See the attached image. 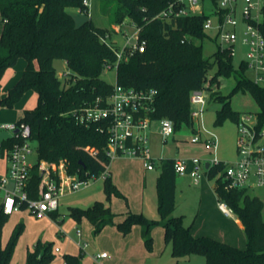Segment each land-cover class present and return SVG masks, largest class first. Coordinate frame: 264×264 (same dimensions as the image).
Instances as JSON below:
<instances>
[{
	"label": "trees",
	"instance_id": "trees-1",
	"mask_svg": "<svg viewBox=\"0 0 264 264\" xmlns=\"http://www.w3.org/2000/svg\"><path fill=\"white\" fill-rule=\"evenodd\" d=\"M116 1L112 24H131L139 29V40L145 42L144 51H126L116 67V82L137 89H155L152 117L170 118L175 131L182 126L191 127L190 97L193 90L204 88L210 69L216 66L211 84L220 75L234 76L235 85L229 93L212 90L209 102H219L215 124L226 119L236 123L243 114L232 108L233 95L242 90L250 91L258 104L257 127L264 129V85L256 84L247 74L242 61L239 69L233 66V57L226 51H216L212 58L203 55L202 44L208 37L203 28L205 14L187 16L159 15L176 0H108ZM70 7L88 12L84 0H0V16L3 21L0 33V87L8 68H13L23 58L26 62L22 75L0 99L4 107H13L28 90L37 93V104L25 109L16 125L24 123L30 128L28 138L36 141L37 160L50 162L62 158L70 162L71 171L82 178L99 176L105 163L111 160L105 154L108 141L107 126L94 123L85 126L77 122L74 111L84 107L108 104L114 84L109 83L103 72L114 66L120 50L110 36L109 28L98 27L91 18L77 23ZM264 32V23L262 25ZM64 60L70 70L61 79L55 60ZM37 61V66L36 62ZM103 127V129H102ZM20 139L19 134L3 140L0 152L8 150ZM98 151V159L91 151ZM175 159L163 161L157 178L158 210L165 229V241L170 244L176 258L200 254L205 264H264V201L250 188L232 187L224 178L225 163L208 167L205 174L215 179V192L241 220L246 236L244 248L208 235L196 236L191 225L185 224L183 215H174L176 209ZM106 199L123 196L111 179L104 178ZM40 175L36 169L30 178L31 196L38 194ZM24 207V206H23ZM53 219L58 211L50 214ZM69 215L77 222L86 217L98 235L108 225H115L124 235L133 225L144 227L142 237L148 250L153 248L152 227L157 220H149L142 213L128 212L124 220L115 222V213L109 203L96 200L88 207H70ZM9 215L0 211V264H10L16 242L24 229L19 222L7 243L2 244V229ZM53 242L38 240L26 254L25 264H51L55 259ZM84 251L66 253L65 264H83Z\"/></svg>",
	"mask_w": 264,
	"mask_h": 264
},
{
	"label": "built area",
	"instance_id": "built-area-1",
	"mask_svg": "<svg viewBox=\"0 0 264 264\" xmlns=\"http://www.w3.org/2000/svg\"><path fill=\"white\" fill-rule=\"evenodd\" d=\"M88 5V0H84ZM210 8V11L207 10ZM205 14L204 30L219 44V51H226L233 57L236 43L240 40L246 45L247 58L244 62L252 71V80L259 85H264V0H176L159 15L187 16ZM212 17L214 19H212ZM139 29L127 38L124 46L116 50V68L124 53L128 51H144L145 42L139 40ZM107 35L104 40H108ZM205 87L193 90L190 97L191 117L193 120V135L191 142L203 143L204 147L216 155L218 137L216 133L205 127L204 112L208 103L209 94H205ZM155 89H137L124 87L117 82L114 90L104 107H84L74 111L78 123L90 126L101 123L107 126L108 141L105 147L106 156L112 160L118 156L138 157L144 161L147 169H154L156 158L151 154L148 146L149 132L153 121H158L159 132L165 139L175 132L174 122L167 117L154 119ZM11 128L18 129L15 134L20 139L15 141L7 150L8 169L0 174V211L10 215L21 209L28 210L37 217H44L59 206V198L68 192H73L87 187L93 179L109 175L108 163L99 176L82 178L77 171H71L70 162L62 158L59 161L37 160L29 161L33 152L27 126L13 124ZM238 159L233 163H225L224 178L232 187L255 188L264 186V129H258L256 117L251 114H242L237 122ZM103 129V127H102ZM104 130V129H103ZM202 133H206L202 137ZM98 159V151L90 152ZM190 174L198 182L202 169L216 165L220 162L215 156L208 162L199 158H192ZM208 164V167H206ZM175 171L183 175L188 172V164L184 159H175ZM40 175L38 194L31 196L30 178L32 172ZM24 206V207H23ZM219 207L226 213L232 212L224 202H219ZM78 237L82 236L80 228L76 227ZM83 243V247H86ZM59 251V248H55ZM107 253H99L97 258L106 257Z\"/></svg>",
	"mask_w": 264,
	"mask_h": 264
},
{
	"label": "rangeland",
	"instance_id": "rangeland-1",
	"mask_svg": "<svg viewBox=\"0 0 264 264\" xmlns=\"http://www.w3.org/2000/svg\"><path fill=\"white\" fill-rule=\"evenodd\" d=\"M88 14L84 11H81L79 8L70 7L68 10L72 13L77 21V23H82L87 18H91L96 26L109 28L111 30L110 36L108 40L113 42L117 46H124L126 43L127 38L133 36L137 28L131 24H125L123 26L122 31L116 30V27H113L112 20H113V12L117 6L116 1H108V0H88ZM210 11V8H207ZM212 19H214L212 17ZM3 21L0 16V33L2 31ZM125 33V34H124ZM211 38L206 37L202 41L199 40L197 43L202 44L203 55L207 58H212L213 54L219 50L218 41L215 38V33H211ZM247 46L243 45L242 42L239 40L236 43V50L233 56V66L236 69H239L241 66L242 61L246 60L247 58ZM25 63V60L21 58L19 62L15 66V71H17L21 76V63ZM37 66V61L35 62ZM25 66V65H24ZM23 66V67H24ZM55 66L57 68L58 76L64 80L66 73L70 72L66 62L61 59L55 60ZM22 67V68H23ZM24 69V68H23ZM216 71V66L209 70L208 75L206 77V81L204 83V87L207 89L205 90V94H209L212 90H220L222 93L226 94L231 91L233 86L235 85L236 79L234 76L226 77L224 75H220L218 77L219 84L215 82L211 84V79L213 74ZM247 74L249 77H252V71L247 68ZM103 77L111 84L116 83V68H106L103 72ZM19 78V77H17ZM14 82V81H13ZM12 82V84H13ZM4 84V80L2 79V85ZM0 87V89H1ZM35 93V99H24L25 93ZM23 95V97L13 106H18L21 103H26L25 107L33 108L37 104V95L34 90H28ZM232 108L234 110L240 111L243 114H251L253 119L256 117V112L258 111V104L254 100L250 91H238L236 92L232 99H231ZM0 106H2L0 104ZM12 107V108H13ZM221 107L219 102H208L205 112H204V122L205 127L216 133L218 137V147L215 153H212L208 149H206L200 143H193L191 142V137L193 135V127L189 126H182L180 130H176L174 134L167 139L164 138L162 134L159 132V124L155 121L152 125V131L149 134L148 139V146L151 150V154L154 158H156V167L153 171V174L158 178L162 171V162L166 159L173 158V159H184L187 161V164L190 166L192 163L190 162L192 158L196 157L201 159L203 162H208L212 160L215 156L218 160L223 161L224 163H233L235 162L239 155L237 150V139H238V128L237 123L231 119H226L221 124H215L217 110ZM15 123V122H14ZM14 123H6L4 128H7L9 131L12 130L11 125ZM206 133H202V137H204ZM36 141L31 140V146L33 148V152L29 155V161L36 162L38 159L37 151H36ZM2 161L0 157V162ZM2 172H0L1 174ZM202 179L208 182L210 185L215 186V179H209L206 174L205 170L202 169ZM201 179V180H202ZM190 176L184 175H177V200L176 203L179 204L180 208H185L187 212L193 214L192 217H188L192 220L194 219V214H197L199 211V200L196 193L193 191L196 189V185L193 182H190ZM192 181V180H191ZM190 185V186H189ZM194 187L193 190H189V187ZM96 191V196L94 198H98L102 196L101 200L105 201L106 203L111 204V200L106 199V193L104 191V179L103 177H97L92 180L89 186L83 187L80 190L68 192L63 194L60 197V204L58 206V212L60 213L59 218L57 220L64 218L63 224L58 225V221L54 220L50 216L46 215L44 217H37L34 214H31L28 210L17 212L12 214L2 229V244L5 245L14 230V227L19 223H24V229L20 234L13 253V257L11 259L10 264H25L26 254L28 250H32L34 244L39 239H45L50 242H53L54 245L60 246L63 241H68L73 245L74 243L77 244L82 243V239H80L76 234V227L80 228L83 232V226L81 224L75 223L73 224L69 211L70 207H88L86 205L85 198L87 194L91 191ZM191 191V193H189ZM251 193L260 196L264 201V186L255 187L254 189L250 190ZM99 192V193H97ZM102 193V194H101ZM100 198V197H99ZM100 200V199H99ZM92 204V203H91ZM90 204V205H91ZM201 209V208H200ZM201 213L200 215H202ZM199 215V216H200ZM263 217H264V209H263ZM160 219V215H159ZM85 222L88 224V220L85 219ZM158 224V223H157ZM156 224V225H157ZM59 227H58V226ZM90 225V223H89ZM242 241L243 246H246V237L245 234L242 233ZM91 240L87 238H83V242L87 241L89 243V247L87 249L88 253H84V257H88V254H91V249L94 246L98 245L96 243V239L98 235L93 234V230L90 233ZM165 243V242H164ZM145 244V243H144ZM146 247V245H145ZM164 247L161 248L159 254H153L147 257L144 261H139L136 264H204L205 257L200 254H194L190 257H181L176 258L172 255L171 246H169L163 250ZM148 250V248L146 247ZM154 249V239H153V248L148 250L149 252H153ZM60 253H57L59 255ZM101 261V260H100ZM86 264H91L90 261H85ZM121 264H131L127 262H122Z\"/></svg>",
	"mask_w": 264,
	"mask_h": 264
},
{
	"label": "crops",
	"instance_id": "crops-1",
	"mask_svg": "<svg viewBox=\"0 0 264 264\" xmlns=\"http://www.w3.org/2000/svg\"><path fill=\"white\" fill-rule=\"evenodd\" d=\"M125 24L128 23L125 22L122 25L113 24V27L115 28L117 26L116 30L118 28V31H122ZM25 64L26 62L21 63L22 73ZM14 69L15 67L8 68L3 76L4 84L0 89V99L16 82V80L18 79L17 77H20V74ZM24 96V99H35V93L27 92ZM25 105L26 103H21L20 105L13 108L0 106V132L3 130H8L7 128H4V125H6V123L15 122L14 124H16L18 122V120L23 115L24 110L27 109ZM155 121H153V123ZM13 130L14 129L12 128L10 132H13ZM151 131L152 126L150 132ZM199 143L203 145V143ZM211 152L213 153V151ZM0 157L2 159V161L0 162V172L5 173L8 169L7 150L4 151L3 154L0 152ZM108 169L110 171L113 183L123 195L112 196L111 198L110 206L112 211L115 213L114 221L120 222L124 220L128 212L142 213L149 220H157L158 224L156 223L157 225L155 224L151 230V235L154 239V249L153 252H149L146 249L142 237V231L144 229L142 225H133L131 231L128 234L124 235L117 229L115 225L108 224L98 234V237L96 239V243L98 242V245L94 246V248L91 249V254H88V257H83V264H86L85 261H90L91 264H121L122 262L136 264L139 261H144L150 255L157 253L159 254L158 251H160L162 247H164L163 250H165L169 246V244L165 241V229L163 227V221L161 218L159 219L160 214L158 210V196L156 186L157 178L153 174L155 168L147 169L144 165V161L138 157L118 156L111 160ZM188 169V172L183 175L190 176L192 180H190V182H193V184L197 187L196 189H194V187L191 186V188L189 187L187 191L194 189L193 191L196 193L198 200L200 201L198 210L199 212L197 214H194V219L187 220L190 219L188 217H192L193 214L187 212L185 208H180L179 204L176 203L174 215H183L185 224L191 225L192 233L196 236L208 235L233 244L235 246L244 248L245 246H243L244 244L241 239L243 235L242 233H244V226L241 220L233 212L226 213L219 207L220 201L217 198L213 185H210L208 182L202 179V177V180L200 179L198 182L194 180L193 176L190 174L192 164L190 166L188 165ZM178 188L179 187L176 182V200ZM251 189L254 188H250V190ZM189 193H191V191ZM95 194L96 191L94 190L91 191V193L89 192L87 194V197L85 198L84 203L90 206V204H93L96 200L102 199L100 193L97 194L99 195L98 198H94L97 197ZM56 210L58 211V208ZM21 211H26V209H21L12 214ZM51 212L48 214V216L52 218V216L50 215ZM201 213L203 214L200 215ZM12 214H10L9 217ZM59 215L60 213L58 212V216L54 220H57V218H59ZM70 218L73 224L78 223L83 226L82 236L79 237L80 239H82V243H80L79 240V243H74L73 245H71L70 242L63 241L60 246L54 245L56 257L51 264H65L63 256L66 253L77 254L81 250L84 251V253H88L87 249L89 247V243L87 241L88 239H92L90 233L93 230V225L86 217H83L81 222H77L71 216ZM85 219L88 220L90 225L89 223L87 224L85 222ZM57 221L58 225H61L64 222V218H61ZM84 237L87 238V241L83 242ZM39 240H42L43 242L48 241L45 239ZM83 243L87 244L86 247H83ZM57 247L59 248V251L55 250V248ZM57 253L60 254L57 255ZM99 253H107V256L103 258H97V255Z\"/></svg>",
	"mask_w": 264,
	"mask_h": 264
},
{
	"label": "water",
	"instance_id": "water-1",
	"mask_svg": "<svg viewBox=\"0 0 264 264\" xmlns=\"http://www.w3.org/2000/svg\"><path fill=\"white\" fill-rule=\"evenodd\" d=\"M18 132V129H14L13 132H10L8 130H3L0 132V143L3 141V140H6L8 138H11L15 133ZM26 132L28 134H30V128L27 127L26 129ZM206 167H208V164H206Z\"/></svg>",
	"mask_w": 264,
	"mask_h": 264
}]
</instances>
